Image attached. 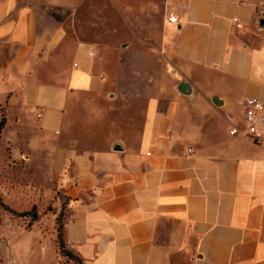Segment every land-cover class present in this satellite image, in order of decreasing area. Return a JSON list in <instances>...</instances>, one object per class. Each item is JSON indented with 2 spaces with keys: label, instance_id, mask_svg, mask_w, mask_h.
Wrapping results in <instances>:
<instances>
[{
  "label": "crops",
  "instance_id": "obj_1",
  "mask_svg": "<svg viewBox=\"0 0 264 264\" xmlns=\"http://www.w3.org/2000/svg\"><path fill=\"white\" fill-rule=\"evenodd\" d=\"M74 1L0 0V98L32 131L37 113L45 133L59 134L76 93L102 89L90 43L73 54L65 44L60 55L65 29L48 9ZM162 10V51L148 78L157 92L122 96L128 120L136 116L124 138L93 152L55 151L75 163L69 237L88 264H264V143L227 125L246 98L264 100V0H165ZM61 65L69 66L61 83L42 80Z\"/></svg>",
  "mask_w": 264,
  "mask_h": 264
},
{
  "label": "rangeland",
  "instance_id": "obj_2",
  "mask_svg": "<svg viewBox=\"0 0 264 264\" xmlns=\"http://www.w3.org/2000/svg\"><path fill=\"white\" fill-rule=\"evenodd\" d=\"M164 1L80 0L48 9L50 21L65 29L61 57L65 44H70L73 54L79 42H88L98 54L94 55L95 75L101 80L105 74V78L98 86L102 89L76 93L59 134L45 133L37 113L31 115L35 131L30 130L20 112H9V101L0 98V121L5 117L0 132V264H88L69 237L74 211L66 183L69 175L76 174L75 163H63L62 157L57 160L55 151L65 147L78 153L93 152L105 149V143L110 145L118 135L124 138L122 128L130 121L128 98L122 96L157 92L148 78L162 51ZM46 2L39 7L41 13ZM68 67L61 65L55 75L42 80L61 83ZM165 80L172 84L168 77ZM104 91L105 98L101 97ZM166 95L171 97L172 91ZM136 101L132 99V105L142 111L141 101ZM237 117V122L227 123L230 128L243 123V115ZM140 120L132 125L138 128Z\"/></svg>",
  "mask_w": 264,
  "mask_h": 264
},
{
  "label": "built area",
  "instance_id": "obj_3",
  "mask_svg": "<svg viewBox=\"0 0 264 264\" xmlns=\"http://www.w3.org/2000/svg\"><path fill=\"white\" fill-rule=\"evenodd\" d=\"M170 22L176 23L177 16L171 14ZM238 22L237 18H234ZM241 27L240 23H237ZM232 136H240L253 140L258 144L264 143V100L257 97H248L244 100L243 123H234L230 128Z\"/></svg>",
  "mask_w": 264,
  "mask_h": 264
},
{
  "label": "water",
  "instance_id": "obj_4",
  "mask_svg": "<svg viewBox=\"0 0 264 264\" xmlns=\"http://www.w3.org/2000/svg\"><path fill=\"white\" fill-rule=\"evenodd\" d=\"M259 26L260 28H263L264 29V16L260 19V22H259ZM178 88L179 90L184 93V94H189L191 92V85L189 84L188 81L186 80H182L179 84H178ZM213 102L216 104V105H222L223 104V101L221 99H219L218 96H214L213 97ZM113 149L115 150H121L122 149V146L120 145V143H116L114 146H113Z\"/></svg>",
  "mask_w": 264,
  "mask_h": 264
},
{
  "label": "trees",
  "instance_id": "obj_5",
  "mask_svg": "<svg viewBox=\"0 0 264 264\" xmlns=\"http://www.w3.org/2000/svg\"><path fill=\"white\" fill-rule=\"evenodd\" d=\"M4 125H5V117H3L1 119V121H0V132H1V130H2V128H3Z\"/></svg>",
  "mask_w": 264,
  "mask_h": 264
}]
</instances>
